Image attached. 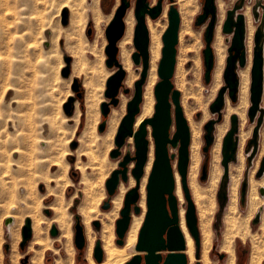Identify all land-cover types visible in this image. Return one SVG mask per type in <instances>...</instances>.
<instances>
[{
    "label": "rangeland",
    "instance_id": "374dc122",
    "mask_svg": "<svg viewBox=\"0 0 264 264\" xmlns=\"http://www.w3.org/2000/svg\"><path fill=\"white\" fill-rule=\"evenodd\" d=\"M186 1L189 7L192 5V20L190 36L184 35L183 37L184 39L191 38L193 47L189 52L190 57L184 66V90L177 89L175 81L173 80L174 73L172 83L175 89L180 92V105L188 127L189 122L192 121L199 129L200 164L197 183L203 191V205L211 219V230L213 232L212 243L208 252L209 264H226L229 257V254L221 249L225 225L221 219L223 213L221 215L219 213L220 205L218 194L221 186H223L222 190L227 194L228 201L230 187L235 182L238 183H235L237 190L236 209L237 213L239 212L237 219L243 222L249 216L250 218L247 223L248 229L243 233L241 232V234H244V237L239 234L233 235L232 248L234 264H249V255L252 247L251 239L253 235L260 234V226L263 218L262 211L264 209V195L261 196L259 194V189L264 188L259 187L260 184H264V174L261 177L262 179L255 177L260 167L261 158L264 156V88L260 103V108L263 109V121L258 130L257 146L254 151L250 140L252 139L253 128L256 125V118L253 121H250L248 118V110L251 106L249 92L251 79L249 80L248 87V103L245 107V112H243L245 115L242 114L244 116L243 119L239 116L241 114L234 111H230L234 114L227 115L229 109L225 104L221 109L219 119L217 114L210 112V105L214 101L218 90L224 85L222 74L225 67V60L220 76L221 81L219 79L220 83L215 84L211 78L210 83L205 84L203 79L204 65L202 50L205 47L203 36L206 25L203 24L198 27L194 25L196 16L202 12L203 0ZM238 1L216 0L217 10L219 12L218 19H222L219 32L223 38L224 59L227 57V48L230 45L232 36L223 34L221 27L225 19L226 11L232 9ZM91 4L92 6H90ZM64 5L65 8L61 9ZM118 5L119 0H0V226H2L3 239L1 247L4 253L2 264H9L8 254L11 247L9 226L21 216V211L25 207V204L21 201L19 204L20 210L9 214L15 217V219L13 218L8 224H5L6 215L1 206L7 205L10 200L24 198L29 206L40 203L41 216L45 219H51L53 212L47 207L52 203L54 197L48 192L49 190L55 189L57 179H59L61 184L60 189L63 188L62 190H64V200L66 203H69L67 212L71 218L72 245L74 248L73 264H87L86 239L85 247L81 251H78L73 243L74 217L78 216L81 223V216L78 214L77 208L85 201L95 200V202L97 201L98 210L100 212H107L101 206L104 201L108 200L110 204L109 211L112 207L110 202L112 200L111 198L118 193V189L109 198L105 189V181L110 176V173L118 168L117 164L122 159V156L125 154L134 156L135 153L132 139L130 143H125L121 149L122 155L117 160L109 157V152L114 148L113 140L116 129L122 116L125 114L126 103L132 96L133 82L139 78L140 66H138L140 70L137 71L136 69L138 67H135L131 61L133 72L137 77L129 87L125 84L126 78L124 80V87L129 88L130 93L123 94L122 91L120 92L118 97L119 104L116 107H110L107 118H104L100 113V104L108 101L103 96L105 80L113 70L107 68L105 65L106 56L104 54V46L107 42L104 30ZM263 12L264 0H244L243 8L238 11L246 19L245 44H247L249 39L248 34H250V38L252 39L250 44L252 45L251 49L254 46V33L261 27ZM64 16H67V24L65 26L61 23ZM88 31H90L89 35L87 34ZM103 42L105 43L103 44ZM127 49L131 55L134 51L132 42ZM176 50L178 52V43ZM252 58L251 51L249 78ZM158 80L159 78L157 76ZM75 85H78L79 89L77 91L74 90ZM78 94H81V96L79 97ZM224 98L227 99L228 104L232 107L238 103V98L236 102H231L227 93H225ZM68 104L71 106L72 111L70 116L65 113V108ZM122 109L123 111H121ZM114 110L118 112V118L115 131L110 137L107 129L109 128L110 116ZM171 114L172 124L170 135L175 132L173 107ZM232 116H235L237 126L236 137L238 144L242 143L240 146L242 147L241 151L243 150L242 156L244 158L243 161H240L238 157H236V160L230 161L228 165L230 167L232 165L231 168L234 170H231L228 166L227 175L224 177L222 146H220L219 152L216 151L215 145H211L212 147L209 148L206 154L202 152V148L204 147L203 136L205 134L204 125L210 120L215 121L213 130L214 143H212L215 144L219 135L223 140L230 130ZM104 120H106L105 130L100 134L97 127ZM221 126H224V128H221ZM169 153L174 155L172 161L177 163L178 148L169 147ZM212 158L215 161L217 160L221 174L218 181L215 180L209 183V171ZM241 163L243 165L239 166ZM59 165L62 168H59ZM203 165L206 166L208 172L206 181L199 179ZM133 167L134 161L130 162L127 167L128 178H132L134 182L133 186H129V179L127 182L120 181V184L126 187V192L135 185V181L131 175V169ZM31 175H48L50 178L48 181L38 180V183L33 184L32 182L28 184L27 179ZM250 178L259 187H255L258 197L261 199L259 201H263L260 209L255 207L256 209L254 208V211L249 206L247 207L248 194H250ZM2 181L5 185L1 184ZM243 182L246 183V204L245 200L243 204L240 203V189ZM122 207L123 200L118 209L115 221L120 217L119 212ZM178 209L179 211L183 209L185 213V199L181 203L178 202ZM46 211L49 213L47 214ZM256 214H260V220L257 224H253L252 222ZM25 219L26 215L24 216ZM24 220L20 227V236ZM115 221L114 241L117 238L115 234ZM52 225L55 224L51 223L46 232L49 238L52 237L50 235ZM42 228H46L45 223H42ZM55 228L58 236L59 231L56 225ZM91 228L97 235L95 238L96 241L99 239L98 231L100 230V222L99 230H95L93 226ZM20 243L21 239L17 243V250L20 253L18 263L29 264V254L26 248L28 244L21 249ZM53 245L62 250L61 241H56ZM260 245L263 252L261 264H264V241H260ZM5 246H8L7 250ZM213 247L214 249H212ZM219 255H223V258L219 259ZM55 257L53 251H45V264H53ZM196 262L197 259H195L194 251V261H189L188 264H195Z\"/></svg>",
    "mask_w": 264,
    "mask_h": 264
},
{
    "label": "water",
    "instance_id": "95a60500",
    "mask_svg": "<svg viewBox=\"0 0 264 264\" xmlns=\"http://www.w3.org/2000/svg\"><path fill=\"white\" fill-rule=\"evenodd\" d=\"M161 1L153 7H149L145 0H136L133 10L135 26L133 30L132 45L134 51L131 54V61L134 66H140L139 78L133 83V92L131 98L126 103L125 114L122 116L114 136V148L109 152L111 159L117 160L122 154L121 149L129 138L133 139L135 153L134 156L125 154L118 161V168L114 169L105 181V189L109 198H111L120 181L128 180V165L134 161V167L131 169V175L135 181L134 187L130 188L124 195L123 207L119 212V218L115 221L116 244L122 246L124 237L128 230L132 213L138 215L141 209L139 202V184L144 174V167L148 159L149 142L147 139L146 125L151 127V136L154 142V160L149 172L145 186V204L146 211L142 225L138 232L137 242L134 246V254L125 264H141L142 255L143 264H187L185 255V240L179 225L178 201L174 194L175 183L171 162L174 158L169 153V147L178 148L177 170L181 177L183 197L186 201L185 223L190 236L195 244V259L199 263V245L200 234L197 225L196 208L187 188L186 176L188 168V147L190 134L187 121L184 118L183 110L180 105V92L175 89L172 83L173 72L176 63V46L178 43V31L180 17L175 0H170L171 4L167 10L168 25L162 34L161 57L158 62L157 75L158 82L154 87L155 106L151 118L143 120L137 129L134 124L140 113L142 102L143 86L145 84L149 69V33L146 26V18L156 20L162 13ZM244 0H239L230 10L225 13L221 31L223 34L231 35L230 45L227 48V57L222 78L224 85L218 90L217 95L210 105L212 114H217L220 118V112L224 105V95L227 93L231 102H236L238 92V78L236 70L238 67H244L245 58V19L243 14L238 13L243 8ZM131 6L127 0H119V5L115 8L111 20L105 26L104 35L106 45L104 54L106 56L105 65L113 69L110 76L105 80L103 96L108 100L100 104V113L107 118L110 107H116L119 104V94H129L130 89L124 87L126 71L123 69L118 58V43L122 39L125 31L124 18ZM255 14V12H254ZM256 15V14H255ZM62 25L67 24V16L61 21ZM205 24L204 43L202 50L205 84H209L214 68V54L212 50V41L217 24L216 0H203L202 12L195 18L196 27ZM90 34V31L87 32ZM252 66L250 71V104L248 118L253 121L256 118V125L253 128L250 144L254 151L257 146V134L263 121V109L260 108L261 97L263 94V55H262V30L259 27L253 36ZM78 85L74 86L77 91ZM80 97L81 94H78ZM173 107L175 132L170 135L172 124L171 109ZM65 113L70 116L71 106L68 104ZM258 115V116H257ZM214 120L208 121L204 125L205 134L204 147L202 152L206 154L213 143ZM106 120L102 121L97 130L101 134L104 132ZM237 126L235 118L231 121V128L223 138L222 142V165L224 168V177L227 175V167L230 161L235 159L237 149ZM264 159L260 163L256 177L263 173ZM201 181L207 179V168L201 167ZM218 194L220 209L226 200V194L222 190ZM246 183L241 184L240 203L245 200ZM262 193V191H260ZM109 201H104L101 208L108 210ZM259 221V214H256L253 224ZM10 223L7 219L5 224ZM93 227L99 230V222L94 221ZM51 236L57 235V230L53 226L50 231ZM31 239L30 220L26 219L21 228L20 248L23 249ZM73 243L78 251L85 247V237L83 227L80 225V219L75 216ZM8 249V246H5ZM214 249V247L212 248ZM162 253H165L164 255ZM223 255H219L222 259ZM93 259L96 264L103 261V252L100 241L96 240L93 248Z\"/></svg>",
    "mask_w": 264,
    "mask_h": 264
},
{
    "label": "bare ground",
    "instance_id": "6f19581e",
    "mask_svg": "<svg viewBox=\"0 0 264 264\" xmlns=\"http://www.w3.org/2000/svg\"><path fill=\"white\" fill-rule=\"evenodd\" d=\"M222 2H224V1H222ZM175 5H176V7L178 6L177 9H178L179 17L181 19V21H180L181 23L179 25L180 28L178 31V52L176 55V63H175L176 66L174 68L175 72H173L174 73V79L173 80L175 81V85L177 86V89H183L184 90V88H185L184 66L187 63L188 58L190 57L189 52L193 46L191 44V38L184 39L183 36L189 35L191 32V20H192L191 7H192V5H191V7H189L186 0H177V2H175ZM90 6H92V4ZM216 7H217V2H216ZM62 8H65V5L63 7H61V9ZM218 13L219 12L217 10V24H216V28H215V32H214L212 45H211L212 50H213V54H214V68L212 71V77L211 78H212L213 82H215V84L220 83L219 79H220V76H221V73H222V70L224 67V60H226V59H224L225 58V51H224L223 38L219 32L220 23H221L222 19H218ZM250 18H251V16H250ZM244 19H245V17H244ZM161 20L162 21L151 22L149 19H147V22H146L147 23L146 26H147L148 33H149V69H148V74H147L145 84L143 86V95H142V102L140 105V113L137 116L135 124H134L135 129L138 128L139 124L143 120L151 118L153 116V113H154V106L156 103L155 97H154V87L156 85V82H158L157 81V76H158L157 75V67H158L157 62H158V60H160L159 58L161 55V49H162L161 47L163 46L162 40H161L162 34L165 31L164 29L167 28L166 27V7L164 8L163 14L161 16ZM250 23H251V21H250ZM124 25H125L124 35L118 43V49H119V53H118L119 57L118 58H120L119 62L122 64L123 69H125V71L127 72V76L125 77L126 78L125 84L129 87L132 84L133 80L136 79V77H137V75L134 74V72H133V67H132L131 59H130L131 58L130 51L127 49L130 47V44L132 42L133 30H134V26H135V19L133 17V11L132 10H130L125 15ZM167 25H168V23H167ZM246 27L247 26L245 24V32H246ZM261 30H262L263 88H264V12L262 15ZM248 35H249V39H248L247 44H245L246 45L245 46L246 47L245 48L246 49V53H245L246 65L244 67H241V68L236 70V74H237V78H238V92H237L238 103L236 106L232 107L228 104L227 99L224 98V104L229 109V112L227 115L234 114V113L230 112V111H234L236 113L241 114L239 116L242 119L244 118V116H242V114H243V112H245L244 110H245V107L247 106V103H248V101H247L248 100V87H249V80H250L249 70H250V63H251L250 58H251V51L253 52V49H251L252 45H250L252 39L250 38V34H248ZM245 38H246V33H245ZM104 43L105 42H103V44ZM136 70L139 71L140 67H138ZM111 73H112V71H111ZM220 81H221V79H220ZM121 111H123V109ZM243 115H245V114H243ZM117 118H118V112L114 110L110 116L109 123H108L109 128L107 129L110 137L113 135V133L115 131ZM233 118H235V116H232L231 120ZM224 120L226 121V119H224ZM221 125H223V124H221ZM241 125H242V123H241ZM224 126H221V128L222 127L224 128ZM146 129H147V139L149 142V152H148V159H147V162H146L145 167H144V174H143V177L141 178V181L139 184L140 198H139L138 206L141 209V213L138 215H135V214L131 215V220L129 223L128 230H127L125 237H124L123 245L119 246L116 244V240L114 241V221L116 219L118 209L120 208V206L122 204L124 193L126 192V187L123 184H120L118 186V188H117L118 193L111 198L112 200L110 202H111L112 207L109 211L107 210V212H103V211L100 212L98 210L97 201L95 202V200L94 201H91V200L85 201L82 204H80L77 208V212L81 216L80 225L83 227L84 237H85L86 242H87V244H86L87 264H96L94 259H93V248H94V244H95V238L97 235L93 232L91 226H93V222L97 221V220H98V222H100V230L98 231V238H99L98 240L100 241L101 249L103 252V261L101 264H125L134 254H136V252L134 250V246L137 242L138 232H139V229L142 225L144 215H145V211H146L145 186H146L147 178H148V175H149V172L151 170V166H152V163L154 160V145H153L154 142L152 141L153 138H151L152 137L151 136L152 130H151V127L149 124L146 125ZM188 129H189V134H190V141H189V147H188V168H187L188 172H187V176H186V183L188 184V186H187L188 190L190 189L189 192H191L190 193L191 198H193L192 200L194 201L193 203H195L194 205H196V211H197V225H198V230H199V234H200L199 263L200 264L201 263L202 264H209L210 260L208 257V252H209V249L211 247L212 237H213L212 233L213 232L211 230V219H210V217H209V215L205 209V206L203 205L204 204V200L202 198L203 191H202V188L197 183V176H198L199 164H200L199 129L196 127V124L192 121L189 122ZM240 136H242V135H240ZM244 138H246V137H244ZM131 140H132V138H129L127 140V142L130 143ZM221 140L222 139L219 135L215 141L216 143L212 144V145H215L214 147L217 149L216 151H218L220 146H222ZM213 143H214V138H213ZM240 143H241V141H240ZM240 145H242V143L238 144V141H237V147H239V148H238V150L236 149L235 160H236V157H238V159H240V161H243V158H244L242 156L243 150L241 151L242 147ZM216 156H218V155H216ZM263 159H264V156L261 158V161ZM172 162H171V165H172L174 183H175L174 194L176 195L177 201L179 203H181L182 200L184 199V197L182 196L183 190L181 191V189H182L181 177L178 173V170L176 169L177 163H175V161L173 163ZM236 165L238 166V164H236ZM241 165H243V164L241 163L239 166H241ZM228 166L230 167V165H228ZM233 166H234V164H233ZM259 166H260V164H259ZM231 167H232V165H231ZM59 168H62L61 165H59ZM232 169L233 168H231V170ZM220 174H221V169L218 165V162H217V160L215 161L212 158L210 171H209V183H211L215 180L218 181ZM238 174H239V172H238ZM263 174H264V167H263V173L259 178H261L263 176ZM207 177H208V172H207ZM255 177H256V175H255ZM49 178L50 177L48 175H45V176L31 175L27 179V181H28V184H31L32 182H33V184H35L38 180L39 181L40 180L48 181ZM259 178H257V179H259ZM128 179H129L128 180L129 186H133L134 182H133L132 178L130 177ZM18 182H19V180H18ZM235 183L232 185V187H230V190L228 193V201H227V194H226V200L223 203V205L220 209V212H219L220 215H221V213H223L221 219H222L223 224L225 225V227H224L225 233H224V235H222L223 241L221 244L222 245L221 249L224 252L229 254V257L227 259L226 264H234V254H233V248H232L233 235L239 234L242 237H244V234H241V232L243 233L246 229H248L247 223H248V220L250 218V216L248 215L249 216L248 219L243 221V222H240L237 219V215L239 214V212L237 213V209H236V197H237L236 192H237V190L235 188ZM1 184L5 185V183H3V181ZM236 184H238V183H236ZM60 185L61 184L59 182V179H57L55 189L49 190V192H48V193H51L54 197V200L52 201V203H50L48 207L45 206L53 212V216L51 217V219H45L44 217L41 216V213H40L41 204L40 203L34 202L35 204L33 206H29L28 202L24 198H22V199L17 198L16 200L13 199L12 201L10 200V202L7 205L1 206L2 210L4 211V213L6 215V217H5L6 220L9 219L11 222V220L13 218L15 219V217L10 216L9 214L15 213L17 210H20L19 204L21 201L24 202V204H25V207L21 211L22 212L21 216L18 217L16 220H14L13 224H11L9 226V236H10V240H11L10 252L8 254L9 264H19L18 262H19L20 253L17 250V243L21 239L20 227L23 223L25 215H26V219L30 220V226H31V239L27 242L28 247H26L28 254H29V264H45L44 253L47 250L53 251L54 255L56 256L53 264H73L74 248L72 245L71 218H70V214L67 212V207L69 206V203L65 202L64 197H63V191L64 190H62L63 188L60 189L61 188ZM249 186H250V192H249L250 194H248L249 198L247 197L248 198L247 199L248 200L247 207L249 206V208L251 210H253L255 207L257 209L258 208L260 209V207L263 204V201L260 202L261 199H260V197H258L257 189L255 188L257 185L254 183L252 178H250ZM259 187H264V184L263 185L260 184ZM30 189H32V188H30ZM260 191H262V193ZM259 194L261 196L264 195V188L259 189ZM248 195L246 194V196H248ZM226 201H227V203H226ZM245 204H246V199H245ZM224 206H225V208H224ZM46 213L48 214L49 212L46 211ZM184 214L185 213H184L183 209H180V211H179V225H180V229H181V232H182L184 240H185V247H186L184 253L187 256L188 260L190 262H193L194 261V251H195L194 245L195 244H194L193 239L190 236L188 229L186 227ZM262 214H263V218L261 217L262 222H261V226H260V234L259 235H256V234L253 235V237L251 239L252 247H251V251H250V255H249V264H261V262L263 260V252L261 249L260 241L261 242L264 241V209L262 211ZM74 220H75V217H74ZM259 220H260V214H259ZM42 223L46 224L45 229L42 228ZM51 223L55 224L57 226L58 231H59V235L58 236L56 235L57 237H55V238H52L54 236H52L51 238L47 237L46 232H47V229ZM55 225H52L51 228L53 226L55 227ZM1 227L2 226H0V264H2V257L4 254L2 251V247H1L2 241H3ZM57 234H58V232H57ZM56 241L62 242V246H61L62 250L58 249L57 247H55L53 245L54 242H56Z\"/></svg>",
    "mask_w": 264,
    "mask_h": 264
},
{
    "label": "flooded vegetation",
    "instance_id": "af4514ba",
    "mask_svg": "<svg viewBox=\"0 0 264 264\" xmlns=\"http://www.w3.org/2000/svg\"><path fill=\"white\" fill-rule=\"evenodd\" d=\"M128 2H129V4H130V6H131V9H129V10H132V8L134 7V5H135V3H136V0H127ZM147 3H148V5H149V7H153V6H155L156 4H157V2L159 1V0H145ZM132 3H133V5H132ZM166 4V5H165ZM170 4H171V2H170V0H162L161 1V9H162V13H161V15L159 16V18L158 19H156V20H151V19H149L148 17L146 18V22H147V19H149L151 22H155V21H162L161 20V16H162V14H163V11H164V8L166 7V16H167V10H168V7L170 6ZM129 10H128V12H129ZM133 11V10H132ZM127 12V13H128ZM167 23H168V21H167ZM146 25H147V23H146ZM163 255L165 254V253H162ZM187 257V256H186ZM143 258H144V256L142 255V259H141V264H143L144 262H143ZM188 262H189V260H188V258H187V264H188ZM190 264V263H189Z\"/></svg>",
    "mask_w": 264,
    "mask_h": 264
}]
</instances>
